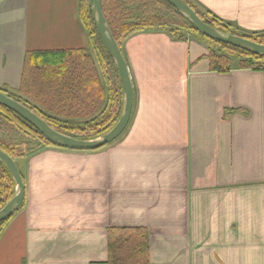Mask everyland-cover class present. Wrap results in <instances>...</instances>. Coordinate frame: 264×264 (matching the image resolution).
<instances>
[{
	"label": "crops",
	"instance_id": "obj_1",
	"mask_svg": "<svg viewBox=\"0 0 264 264\" xmlns=\"http://www.w3.org/2000/svg\"><path fill=\"white\" fill-rule=\"evenodd\" d=\"M189 1L240 34L264 32V0ZM80 5L0 0V88L19 94L29 51L92 48ZM119 47L126 127L97 149L44 145L15 160L25 195L0 264L101 263L121 236L146 243V264H264V68L215 69L206 40L167 28Z\"/></svg>",
	"mask_w": 264,
	"mask_h": 264
},
{
	"label": "trees",
	"instance_id": "obj_2",
	"mask_svg": "<svg viewBox=\"0 0 264 264\" xmlns=\"http://www.w3.org/2000/svg\"><path fill=\"white\" fill-rule=\"evenodd\" d=\"M185 1L216 29L264 44V32L240 34L218 18L200 11L189 0ZM101 7L118 45L137 30L168 28L176 38H183L181 30H185L207 41L215 69H230L234 60L238 67L264 68V55L206 37L166 0H101ZM80 12L97 60L91 48L29 51L24 57L19 94L6 88L0 91L30 108L58 132L92 139L116 123L123 107V93L114 61L95 28L89 0H81ZM44 145L56 144L0 102V148L3 151L16 160ZM15 187L10 172L0 161V208L12 198ZM6 220L0 222V232ZM128 241L123 236L110 239L108 259L94 264H146V243L141 239H133L134 244Z\"/></svg>",
	"mask_w": 264,
	"mask_h": 264
},
{
	"label": "water",
	"instance_id": "obj_3",
	"mask_svg": "<svg viewBox=\"0 0 264 264\" xmlns=\"http://www.w3.org/2000/svg\"><path fill=\"white\" fill-rule=\"evenodd\" d=\"M172 4L200 33L224 43L231 44L257 55H264V44L257 43L248 37L233 33L222 32L205 22L197 12L185 0H166ZM90 12L97 33L106 48L108 54L116 66L123 93V107L116 123L102 135L92 139H80L62 134L52 128L38 114L27 106L0 91V102L15 111L23 119L28 121L34 128L60 147L73 150H93L104 146L116 139L126 127L131 109L133 90L128 69L120 47L115 40L106 22L101 7V0H89ZM0 161L6 166L15 182V193L12 198L0 208V222L8 219L22 204L25 188L21 172L16 161L0 148Z\"/></svg>",
	"mask_w": 264,
	"mask_h": 264
},
{
	"label": "rangeland",
	"instance_id": "obj_4",
	"mask_svg": "<svg viewBox=\"0 0 264 264\" xmlns=\"http://www.w3.org/2000/svg\"><path fill=\"white\" fill-rule=\"evenodd\" d=\"M168 29V28H167ZM182 32L184 31V36H191V35H193V34H191L190 32H186L185 30H181ZM92 46V45H91ZM91 51H93V55H94V58L97 60V55H96V51H95V49L93 48V46H92V48H91ZM95 53V54H94Z\"/></svg>",
	"mask_w": 264,
	"mask_h": 264
}]
</instances>
